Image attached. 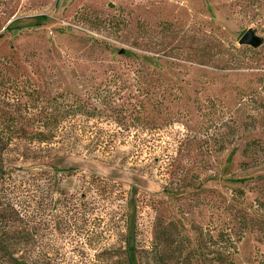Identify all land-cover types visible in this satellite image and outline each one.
Returning a JSON list of instances; mask_svg holds the SVG:
<instances>
[{"label": "rangeland", "instance_id": "obj_1", "mask_svg": "<svg viewBox=\"0 0 264 264\" xmlns=\"http://www.w3.org/2000/svg\"><path fill=\"white\" fill-rule=\"evenodd\" d=\"M7 127L0 264H264V0H0Z\"/></svg>", "mask_w": 264, "mask_h": 264}, {"label": "trees", "instance_id": "obj_2", "mask_svg": "<svg viewBox=\"0 0 264 264\" xmlns=\"http://www.w3.org/2000/svg\"><path fill=\"white\" fill-rule=\"evenodd\" d=\"M59 112H55V113H49L45 116L44 121L45 124L42 125L40 128H38V130H35L33 133H30L28 135V138H26V140H28V143H37V144H44L47 147H51L55 140V138L57 136H59V130L60 128L58 127V123L65 118H73L76 116L77 112H82L85 113V115H88L91 111L88 108L89 106L84 105L83 103H71V104H59ZM11 118H15L14 116H11ZM21 131L23 132V130L16 128V127H7L6 129H2L0 130L1 135H9V137H15V139L21 138L23 137L25 134H21ZM54 145V144H53ZM60 149H63L64 151L70 153H77V152H92V148L88 147V146H83V147H79L77 145L74 144H65V145H61L59 147ZM112 146H103V148L101 149V153L102 154H109L110 151L112 150ZM92 149V150H91ZM51 163V167L54 171H70L72 169H74V166H70V167H66V168H61L60 166L57 165V163Z\"/></svg>", "mask_w": 264, "mask_h": 264}, {"label": "water", "instance_id": "obj_3", "mask_svg": "<svg viewBox=\"0 0 264 264\" xmlns=\"http://www.w3.org/2000/svg\"><path fill=\"white\" fill-rule=\"evenodd\" d=\"M262 41V38L256 35L254 29H248L241 35L238 43L256 48L262 44Z\"/></svg>", "mask_w": 264, "mask_h": 264}]
</instances>
